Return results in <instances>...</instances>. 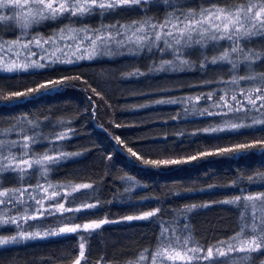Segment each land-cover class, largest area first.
Instances as JSON below:
<instances>
[{
    "label": "trees",
    "instance_id": "trees-1",
    "mask_svg": "<svg viewBox=\"0 0 264 264\" xmlns=\"http://www.w3.org/2000/svg\"><path fill=\"white\" fill-rule=\"evenodd\" d=\"M179 2L189 4L192 8L198 3L206 6V0ZM171 11L166 6H148L143 12L120 11L113 15H93L77 21L74 27L83 25L95 30L112 24L131 25L134 21L161 23ZM52 24L58 28L62 20ZM39 31L40 27L30 31L25 38ZM250 46L261 51L264 49V41L254 42ZM216 54L215 51L208 53L210 57ZM150 55L145 52L139 56L100 57L74 65L59 64L51 69H33L14 74L11 79L0 75V101L10 92L35 87L38 82L60 77H80L71 81L76 85L75 88L42 92L0 107V128L8 129L13 125L17 129L21 126L27 128L22 119L27 117L33 123L39 122L42 135L66 131L68 126L74 130L71 139L60 141L57 146L62 145L61 150L64 152L82 155L51 166L48 178L53 184L92 183L95 195L89 202L101 206L74 216L73 213L50 216L43 226L33 228L32 231L58 227L61 222H66L67 217H72L73 223L80 224L107 217L113 222L95 233H82L90 235L85 245V254L91 264H105V261L107 264H134L140 252L152 249L157 240L159 224L154 220L126 221L122 218L156 207L182 210L195 205L187 213V224L193 239L205 246L227 241L238 232L240 225L239 207L222 203L239 194L237 188L231 185L239 180L240 186L248 187L250 194L264 191V188L247 184L249 176L264 173V154L256 151L242 152L235 156L230 153L213 155L160 170L144 166L131 157L127 148H132L145 159L180 158L245 143L264 135L246 130H242L243 135L202 131L220 126L221 119L198 115L211 101L206 103L203 99L196 101L188 98L207 95L213 89L237 91L240 86L215 83L221 79H231L227 66L201 71L196 66V56H193L189 58L194 62L193 67L182 73H148L152 60L158 59L153 56L150 60ZM137 69L148 74L138 77L128 75ZM251 71L257 75L264 74V65L254 66ZM238 74H247L243 65ZM156 100H175L178 103H153ZM117 137L123 144L117 143ZM6 138L17 139L18 132L8 134ZM45 150L44 144L36 145L38 155ZM15 175L5 174L6 187L20 186L13 179ZM125 177H132L135 185ZM37 179L44 183L37 176L31 181L33 185ZM130 186L132 191H125ZM79 204L80 200H76L71 206L77 207ZM65 207H69V204L65 203ZM184 222L181 219L180 223ZM0 231L5 235L14 234L13 227ZM78 243L77 234L21 241L0 248V264H72L78 255ZM257 255L252 253L245 264H253ZM262 262L264 256L255 260V264ZM82 264L85 262L82 261Z\"/></svg>",
    "mask_w": 264,
    "mask_h": 264
},
{
    "label": "snow or ice",
    "instance_id": "snow-or-ice-1",
    "mask_svg": "<svg viewBox=\"0 0 264 264\" xmlns=\"http://www.w3.org/2000/svg\"><path fill=\"white\" fill-rule=\"evenodd\" d=\"M148 6H166L172 11L167 13L161 23L134 21L131 25L112 24L95 30L73 27L75 22L85 17L119 14L120 11L143 12ZM58 20L72 21L73 24L65 25L48 38L29 36L25 39L27 34L22 33L16 40L0 41V75L11 79L12 75L29 72V69H51L59 64L74 65L100 57L139 56L145 52L151 54L150 60L153 56L158 57L152 60L148 73L167 75L191 69L194 62L189 58L196 56V66L201 71L227 66L231 79H221L216 84L240 86L237 91L213 89L207 95L188 98L196 101L203 99L206 103L211 101L198 115L221 119L220 126L202 131L239 135L244 134L242 130L264 133V74L257 75L251 71L254 66L264 65V49L257 51L250 46L254 42L264 41V0H206V6L198 3L195 8L179 0H0V31L15 30L17 27L34 29L45 22ZM213 51L218 54L210 57L208 53ZM32 56H37V59L33 60ZM242 65L246 75L238 74ZM148 73L137 69L128 75L138 77ZM78 79V76L60 77L38 82L35 87L12 91L0 101V107L42 92L75 88L76 85L71 81ZM249 84L252 86L248 87ZM153 103L175 104L178 101L156 100ZM22 119L27 128L21 126L17 129L15 125L8 129L0 128V229L14 228L12 235L0 231V248L25 240L77 234L78 255L72 264H82V261L91 264L85 254L90 235L82 233H95L104 225L112 223L107 217L84 224L73 223L72 217H67L66 222H61L58 227L32 231L43 226L50 216H63L64 213H73L74 216L101 206L89 202L95 195L92 183L53 184L48 178L51 166L82 155L64 152L61 150L62 145L57 146L60 141L71 139L74 130L68 126L66 131L42 135L38 121L33 123L27 117ZM67 123L70 125V122ZM13 132H18V138L7 139L8 134ZM116 140L118 144H123L118 137ZM39 144H44L46 150L38 155L36 145ZM252 151L264 154V135L245 143L180 158L145 159L132 148H127L131 157L157 170L184 165L208 156L228 153L235 156ZM6 173H15L13 179L20 186L6 187ZM37 176L44 183L37 179L33 185L31 181ZM124 179L133 181L132 177ZM247 184L264 188V173L249 176ZM231 186L236 187L239 194L222 203L239 207L240 225L238 232L228 241H217L216 244L205 246L193 239L187 224V213L195 205L182 210L156 207L123 217L126 221L154 220L159 224L155 246L140 252L134 264H234L237 259L246 260L252 253H257L253 260L255 264V260L264 256V191L250 194L248 187L240 186L239 180ZM125 191H132V186ZM76 200H80L79 206L72 207ZM65 203L69 207L66 208ZM165 216L170 218L165 219ZM181 219L185 221L183 224L180 223Z\"/></svg>",
    "mask_w": 264,
    "mask_h": 264
},
{
    "label": "rangeland",
    "instance_id": "rangeland-1",
    "mask_svg": "<svg viewBox=\"0 0 264 264\" xmlns=\"http://www.w3.org/2000/svg\"><path fill=\"white\" fill-rule=\"evenodd\" d=\"M60 22V20H58ZM57 22V21H55ZM53 22H45L44 24L42 25H39V26H35L34 29L40 27V31L37 32V33H34L33 36H40V37H44V38H48L50 35H52L53 33H56L59 31L60 28L64 27L65 25L67 24H73L72 21H68V20H62V24L60 25V27L58 28H54ZM76 23V22H75ZM75 23L73 24V27L76 26ZM79 28H83V25H80ZM34 29H27V30H24V29H20L19 27H17L15 30H4V31H0V37H3V38H0V41H13V40H16L18 39L20 36H19V33L20 32H26V34L28 35L30 31H33ZM91 29V28H89ZM93 29V28H92ZM94 30V29H93ZM20 33V34H22ZM27 39V38H25ZM34 51H37L36 49H34ZM33 60H36L37 59V56H32L31 57ZM29 70H33V69H29ZM45 187H47V185H44ZM51 191V190H50ZM50 194V192H49ZM228 241V240H227ZM241 256H243L244 254H240ZM249 259H246V260H242V259H237L234 264H245V261L248 262Z\"/></svg>",
    "mask_w": 264,
    "mask_h": 264
}]
</instances>
